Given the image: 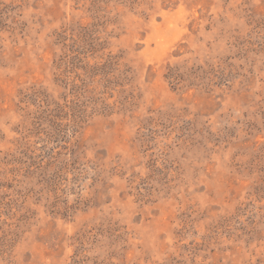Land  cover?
<instances>
[{
	"label": "rangeland",
	"instance_id": "rangeland-1",
	"mask_svg": "<svg viewBox=\"0 0 264 264\" xmlns=\"http://www.w3.org/2000/svg\"><path fill=\"white\" fill-rule=\"evenodd\" d=\"M0 264H264V0H0Z\"/></svg>",
	"mask_w": 264,
	"mask_h": 264
}]
</instances>
